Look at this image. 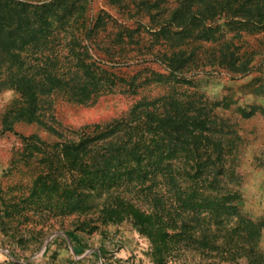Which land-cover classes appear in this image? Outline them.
Masks as SVG:
<instances>
[{"label": "trees", "instance_id": "trees-1", "mask_svg": "<svg viewBox=\"0 0 264 264\" xmlns=\"http://www.w3.org/2000/svg\"><path fill=\"white\" fill-rule=\"evenodd\" d=\"M169 2L143 0L138 6L149 23L134 19L132 25L106 11L87 16L86 0H0V92H18L28 121L58 136L52 158L60 162L66 155L69 160L72 182L62 184L61 191L43 181L45 174L36 179L44 195L39 208L50 213L67 209L43 204L54 189L76 208L83 197L102 188L116 195L118 206L111 210L117 218L125 212L119 207L125 206L127 215L135 213L142 231L149 232L147 224L157 219L159 226L174 224L181 234L187 230L191 203L192 217L208 210L216 218L217 248L237 256L259 252L264 218L244 214L238 178L228 173L227 138L236 127L214 112L212 102L187 100L189 92L174 87L157 97L143 96L107 122L59 129L44 121L46 115L54 119V95L92 105L107 94L137 95L152 82L184 84L195 72L251 69L254 51L242 50L235 40L243 32L264 30V0ZM150 57L160 59L168 73L144 67L126 76L116 70L147 65L153 62ZM144 72L149 74L140 79ZM22 139L25 160L34 152L41 155L39 162L49 160L47 150L35 149L37 136ZM197 189L213 191L214 198L204 192L197 202L182 198ZM166 193L173 194L171 200ZM37 194L34 188L29 198ZM67 235L73 242L71 233Z\"/></svg>", "mask_w": 264, "mask_h": 264}, {"label": "rangeland", "instance_id": "rangeland-1", "mask_svg": "<svg viewBox=\"0 0 264 264\" xmlns=\"http://www.w3.org/2000/svg\"><path fill=\"white\" fill-rule=\"evenodd\" d=\"M118 1L86 0V15L106 11L127 24L134 25V19L149 23L148 15L138 6L143 0ZM169 1L176 4L175 0ZM235 42L243 44L242 50L254 51L252 67L245 73H234L228 68H219L210 74L195 72L184 84L152 82L141 87L137 95L107 94L92 105L54 95L51 105L54 119L46 115L44 121L59 129L107 122L143 96L157 97L174 87L189 92L184 97L187 100L212 102L216 105L214 112L229 118L236 127V132L227 138L226 158L228 173L238 178L236 188L242 194L241 209L253 220L264 218V30L254 34L243 32L242 38ZM150 59L153 62L147 65H127L116 70L126 76L144 67L168 73L160 59ZM148 74L142 73L140 79ZM22 135L37 136L35 149L47 150L49 162H39L41 155L36 152L34 157L25 160L26 142ZM58 140L52 130L28 121L18 92L12 88L0 92V264H264V228L257 241L261 251L238 256L225 252L214 243L218 229L214 215L207 210L198 218L192 217L191 203L187 206L191 214L187 230L181 234H178L181 229L174 224L159 226V221L153 219L147 224L150 235L136 223L133 211H129L130 215L125 213V206L119 207L125 212L117 218L111 210L112 206H118L116 195L102 188L83 197L76 208L53 193L54 189L45 196L49 199L43 204L67 209L60 213L40 210L44 195L40 194L41 185L36 186L39 175L45 174L43 181L60 191L62 184L72 182L68 157L65 155L60 162L52 158ZM34 188L38 194L29 198ZM203 192L214 198L213 191L204 189H197L193 195L187 190L182 198L197 202ZM166 195L169 199L173 197L170 193ZM68 232L74 237L73 242Z\"/></svg>", "mask_w": 264, "mask_h": 264}]
</instances>
